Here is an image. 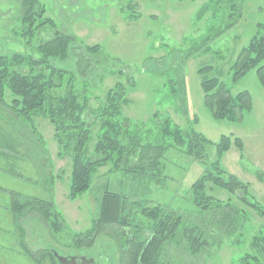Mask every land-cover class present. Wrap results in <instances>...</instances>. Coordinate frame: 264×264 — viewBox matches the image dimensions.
<instances>
[{
  "label": "rangeland",
  "instance_id": "1",
  "mask_svg": "<svg viewBox=\"0 0 264 264\" xmlns=\"http://www.w3.org/2000/svg\"><path fill=\"white\" fill-rule=\"evenodd\" d=\"M21 1L0 0V54L31 51L26 41L48 39L55 27L76 34L84 43L100 44L114 58L109 68L123 70L124 76L135 79V86L129 89L130 103L124 107L126 116L150 123L158 112L184 127L198 118L196 129L213 142L222 135L241 138L243 152L232 146L223 156V167L248 182L254 199L264 205V86L256 68L240 80H234L233 69L239 52L252 37L264 36V0H40L55 26L47 25L33 39L22 35ZM132 13L137 16L125 18ZM56 63L64 68L75 65L73 59ZM206 67L210 71L201 74ZM107 70L96 68L88 77L95 86V96L103 97L117 81H125L118 73L100 81ZM204 77L219 78L233 94L249 91L252 111L241 122L214 119L203 100ZM11 99L8 92L6 102L10 104ZM35 121L44 139L43 151L36 149L41 144L34 146V138L27 135L32 128L30 121L0 104V264H53V253L40 254L43 250L64 257H92L100 264H119L116 241L109 235H99L90 247L71 246L73 235L91 227L99 216L106 191L186 213L194 208L191 187L206 165L174 148L166 152L162 171L154 170L153 176L116 170L108 163L98 169L86 192L76 200L69 199L71 155L59 156L54 127L47 118L37 116ZM6 138L14 148L1 146ZM96 140L94 136L89 143L90 151ZM216 159L217 149L209 145L207 161ZM207 190L219 199L230 197L211 184ZM14 194H19L21 201L30 197L54 200L66 226L53 234L39 217L17 219L12 210ZM249 213L244 236L237 243L235 237L225 238L221 246L208 248L197 261L190 256L188 262L182 253L175 252L171 264H240L247 252L259 256L264 264V253L251 245L264 219L255 211Z\"/></svg>",
  "mask_w": 264,
  "mask_h": 264
},
{
  "label": "trees",
  "instance_id": "2",
  "mask_svg": "<svg viewBox=\"0 0 264 264\" xmlns=\"http://www.w3.org/2000/svg\"><path fill=\"white\" fill-rule=\"evenodd\" d=\"M21 9L23 36L33 39L47 25L55 26L54 20L46 16V6L40 0H22ZM124 9L125 6L121 8L123 14ZM135 16L132 13L125 18ZM26 42L31 51L0 54V104L30 121L32 128L27 135L34 138L31 141L34 146L36 142L41 144L35 147L41 151L45 143L35 117L47 118L52 124L60 147L59 156L70 154L72 158L69 199L76 200L86 192L98 169L108 163H113L116 170L153 176L154 170L162 171L166 152L174 148L206 165L203 175L192 184L190 199L194 208L190 213L167 205L150 206L125 194L106 191L99 216L91 227L73 235L71 246L90 247L99 235L106 234L116 241L119 264H171L170 258L175 252L182 253L188 262L190 256L197 261L208 248L221 246L225 238L235 237L237 243L240 236H244L250 210L264 219V205L254 199L250 184L222 164L223 156L232 146L243 152L241 138L222 135L218 142H213L196 129L198 118L184 127L171 117H161L158 112L150 123L126 116L124 107L130 103L129 89L135 86V79L131 75L124 76L123 70L110 69L108 63L114 58L106 54L100 44L84 43L76 34L56 27L48 39ZM68 59L74 60L73 68L56 63ZM263 62L264 36L255 35L234 61V80H240L256 68L264 86ZM96 68H108L106 76L100 75V81L117 73L125 77V81H117L103 97L95 96L92 92L95 86L88 77ZM209 71L206 67L199 72ZM201 88L204 104L216 120L241 122L253 109L249 91L233 94L217 77H204ZM8 92L12 97L10 104L6 102ZM94 136L97 140L90 151L89 143ZM22 144L21 141L19 146ZM209 145L217 149V159L211 163L207 161ZM1 146L14 148L9 138L4 139ZM209 184L227 191L230 197L223 200L209 194ZM12 210L19 220L39 217L53 234H59L66 226L65 217L54 200L30 197L21 201L19 194H14ZM251 245L264 253V225L253 236ZM42 253H53L51 261L60 264L54 251L43 250ZM240 264L263 263L259 256L247 252Z\"/></svg>",
  "mask_w": 264,
  "mask_h": 264
},
{
  "label": "water",
  "instance_id": "3",
  "mask_svg": "<svg viewBox=\"0 0 264 264\" xmlns=\"http://www.w3.org/2000/svg\"><path fill=\"white\" fill-rule=\"evenodd\" d=\"M54 255L56 256L60 264H100L97 263L96 260L92 257L90 258L86 256H82L80 258H78L77 256L64 257L59 255L57 252H55Z\"/></svg>",
  "mask_w": 264,
  "mask_h": 264
},
{
  "label": "flooded vegetation",
  "instance_id": "4",
  "mask_svg": "<svg viewBox=\"0 0 264 264\" xmlns=\"http://www.w3.org/2000/svg\"><path fill=\"white\" fill-rule=\"evenodd\" d=\"M78 258H80V257H82V256H77ZM88 258H90V257H88ZM97 262V261H96ZM97 263H99V262H97Z\"/></svg>",
  "mask_w": 264,
  "mask_h": 264
}]
</instances>
